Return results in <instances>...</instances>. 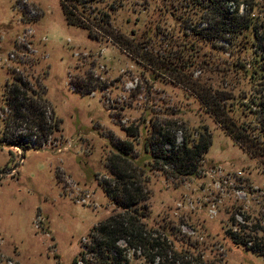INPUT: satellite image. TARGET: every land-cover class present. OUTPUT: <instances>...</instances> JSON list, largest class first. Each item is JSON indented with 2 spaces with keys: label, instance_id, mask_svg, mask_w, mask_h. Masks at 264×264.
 Segmentation results:
<instances>
[{
  "label": "rangeland",
  "instance_id": "obj_1",
  "mask_svg": "<svg viewBox=\"0 0 264 264\" xmlns=\"http://www.w3.org/2000/svg\"><path fill=\"white\" fill-rule=\"evenodd\" d=\"M240 1L246 2L239 13L252 6L253 20L264 24V0ZM76 3L74 16L95 19L96 29L66 24L60 0H0V120L12 78L43 93L47 116L57 120L45 141L29 135L23 152L0 148V264H72L74 258L85 264L79 254L91 244L92 229L123 212L106 193L121 187L112 167L145 195L129 210L143 216L147 229L166 233L173 250L187 259L264 264L226 234L264 236V151L253 155L235 143L175 73L157 64L178 67L180 45L187 48L189 41L184 27L198 21L200 1ZM240 38L225 44V53L202 41L194 45L193 65L183 73L202 86L231 91L229 115L257 128L264 90L249 78L252 49L237 47ZM237 59L244 68L232 66ZM240 103L252 111L243 108L246 118L234 111ZM153 127L178 143L182 134L193 140L200 132L209 136L194 175L156 169L144 151ZM258 132L248 134L264 141ZM123 143L129 144L126 159L114 157L113 145Z\"/></svg>",
  "mask_w": 264,
  "mask_h": 264
},
{
  "label": "trees",
  "instance_id": "obj_2",
  "mask_svg": "<svg viewBox=\"0 0 264 264\" xmlns=\"http://www.w3.org/2000/svg\"><path fill=\"white\" fill-rule=\"evenodd\" d=\"M65 1L68 4L64 0H60V5L66 24L76 27L82 25L83 28L91 30L90 26H94L95 19L86 16H84L86 18L78 17V15L74 16L75 14H73L74 12L71 9H77L78 3L72 4L73 0ZM199 1L200 12H202L198 14V21L193 24L190 22L184 27L187 31L184 33L189 36V41L186 44L188 45L187 48L185 45H180L181 48L178 50V55L180 57L183 56V59L179 62L178 67L172 68L169 65L165 66L163 62H156L163 70L175 73V80L183 83V86L199 99L213 117V120L220 125L235 143L245 148V150L249 149L253 155H260L261 151H264V141L257 142L251 139L248 133L258 130V134L262 135L261 137L264 136V105L261 103V108L257 110V114L260 116L258 119L256 118L255 125L257 128H252L250 126L251 120H246L245 123H242L238 118L235 119L229 115L231 110L226 103L235 97L231 91L202 86L197 80H191L186 77L183 70H187L193 65L190 56L196 50L194 45H199V42L202 41L210 45L217 52L225 53L228 48L225 49L224 45L226 44L227 47L232 46L233 40L241 37L237 47L247 52L252 49L249 78L253 83L256 82V85L260 87V91H263L264 24L253 20L251 16L252 6L246 8V10L243 8L245 12L239 13L240 6L246 1ZM178 19L180 18L178 17ZM94 29H96L95 26ZM108 36L118 41L115 34H108ZM189 51L193 52L190 54ZM232 66L236 69L244 68L240 59L232 61ZM11 80L9 84H6L9 86L5 89L3 95L5 113L0 120V141L17 146L24 151L29 148V143L25 142L29 135H32L35 139L45 141V137L53 132L51 125H55L57 120L55 117L47 116L44 110L46 99L43 97V93L41 94L35 89L28 87V84L22 81L21 78H12ZM240 104H242L241 108L234 111L241 118L248 117L243 108L245 107L251 113L249 105ZM256 105L258 106L259 104ZM19 128L21 130L18 131ZM56 129L55 127L54 130ZM128 131L127 129L126 132L128 133ZM133 131L129 132V136H133ZM149 135V141L146 138L144 144V151L147 150L150 161L157 166L156 169L164 166L172 167V172L180 176L194 175L196 161L207 152L210 146V138L205 136L203 132H200L194 140L189 139L186 134H182L180 143L176 142L173 135L161 133L159 130L156 131L155 127L151 129ZM37 143L40 146L39 144L41 143ZM127 145L129 144L113 145L118 152L114 157L126 159L125 156L129 149L126 147ZM112 168L111 174L115 175L116 182L121 183V187L115 188V191L106 188V193L111 202L122 209L123 212L107 218L92 229L91 244L85 252H80V259L85 264H130V259H138L140 264H200L197 258L195 260L187 259L186 254L184 255L183 252L173 250L166 233H161L153 228L147 229L145 224L140 222L143 216L136 210L130 211L129 209L144 199L145 195L142 194V189L134 187L135 184L131 181L126 184L124 182L125 175ZM128 179L132 180L133 175L128 176ZM259 231L264 232V229L260 228ZM226 234H228V238L234 246L244 247L246 250L261 256L264 260V236L258 237L254 234V236L241 238L230 230ZM119 242H123L124 245L119 246ZM86 254L90 256L85 259ZM77 261L78 259L74 258L72 264H77Z\"/></svg>",
  "mask_w": 264,
  "mask_h": 264
},
{
  "label": "water",
  "instance_id": "obj_3",
  "mask_svg": "<svg viewBox=\"0 0 264 264\" xmlns=\"http://www.w3.org/2000/svg\"><path fill=\"white\" fill-rule=\"evenodd\" d=\"M0 146H2V147H4V148H17L20 152H23V150H22L21 148H19V147H17V146H12V145H10V144L2 143L1 141H0ZM22 158H23V155L20 156L19 160L21 161Z\"/></svg>",
  "mask_w": 264,
  "mask_h": 264
}]
</instances>
